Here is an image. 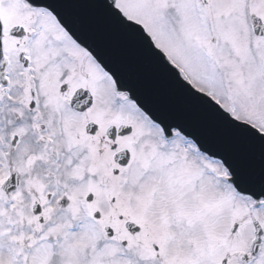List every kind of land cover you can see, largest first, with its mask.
I'll return each mask as SVG.
<instances>
[{"label": "snow or ice", "instance_id": "snow-or-ice-1", "mask_svg": "<svg viewBox=\"0 0 264 264\" xmlns=\"http://www.w3.org/2000/svg\"><path fill=\"white\" fill-rule=\"evenodd\" d=\"M102 7L0 0V264H264V0Z\"/></svg>", "mask_w": 264, "mask_h": 264}]
</instances>
